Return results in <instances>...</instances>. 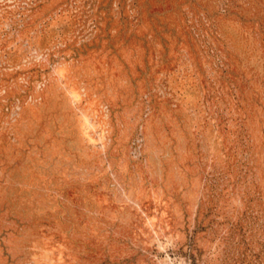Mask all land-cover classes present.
<instances>
[{
    "label": "rangeland",
    "instance_id": "374dc122",
    "mask_svg": "<svg viewBox=\"0 0 264 264\" xmlns=\"http://www.w3.org/2000/svg\"><path fill=\"white\" fill-rule=\"evenodd\" d=\"M0 264H264V0H0Z\"/></svg>",
    "mask_w": 264,
    "mask_h": 264
}]
</instances>
